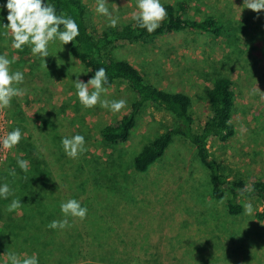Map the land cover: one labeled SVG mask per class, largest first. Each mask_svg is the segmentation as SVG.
<instances>
[{"label":"rangeland","instance_id":"obj_1","mask_svg":"<svg viewBox=\"0 0 264 264\" xmlns=\"http://www.w3.org/2000/svg\"><path fill=\"white\" fill-rule=\"evenodd\" d=\"M83 1L90 24L109 25V18L96 12L98 0ZM182 1L188 18L213 15L233 31L223 37L175 33L113 51V55L129 61L157 87L186 92L197 121H203L207 112L206 81L216 75L229 77L235 93L231 123L236 134L226 143L209 140V153L229 179L249 181L263 176L264 11L245 8L244 0H160L161 4ZM105 2L118 22L132 19V13L139 11L137 0ZM6 3L0 0V55L16 57L12 71L22 66L28 74L16 85L24 95L13 97L11 106L2 109L6 135L19 128L22 139L14 147L17 152L10 149L0 163V186L8 184L11 190L7 199L0 197V264H9V253L21 259L33 255L29 244L26 248L16 244L47 239L48 222L65 219L60 205L69 199L86 207L87 216L83 220L69 216L70 226L56 229L59 243L51 264H264V213L263 218L256 215L262 212L263 201L243 196L242 204L251 203L252 213L244 214L243 207L240 215L228 217L223 200L212 198L207 172L194 149L179 138L146 172H133V155L173 123L171 115L147 106L126 143L104 145L100 129L128 109L132 98L128 86L118 82L102 93L101 99L127 102L118 113L99 104L83 107L73 81L77 74L85 83L91 78L69 56L68 44L50 42L47 68L44 58L29 53L27 45L22 51L13 49L10 34L5 35ZM46 83L41 90L39 85ZM40 91L41 97L33 95ZM77 134L84 136L86 150L72 159L61 141ZM18 159L27 160L29 167L34 162L38 170L23 171ZM36 176L38 184L27 186L46 191L45 200L26 201L15 190ZM13 200H20L21 207L8 212Z\"/></svg>","mask_w":264,"mask_h":264},{"label":"trees","instance_id":"obj_2","mask_svg":"<svg viewBox=\"0 0 264 264\" xmlns=\"http://www.w3.org/2000/svg\"><path fill=\"white\" fill-rule=\"evenodd\" d=\"M44 2L54 5L57 15L66 14L78 24L79 35L73 42L68 43L67 52L72 59L81 64L88 76L92 78L95 71L103 67L106 69L108 77V82L104 85L106 89L118 82L126 84L129 88L132 98L126 112L100 129V139L104 145L112 147L126 143L137 126L139 114L147 106H152L171 115L173 123L143 144L133 155L131 160L133 172H146L163 156L173 139L179 138L194 149L200 164L207 172L210 194L213 199L223 200L224 211L228 217L238 216L243 212L241 202L243 196L257 197L264 203V175L249 181L242 177L229 179L225 169L209 153V140L215 139L220 143H226L236 134L231 123L235 108V93L233 81L229 77L216 75L206 81L203 99L207 104V112L203 121H197L193 116L192 99L186 92L179 91L180 89L169 92L157 87L129 61L113 55V51L144 44L155 38L175 33L200 32L214 37L229 36L231 33L228 31L233 30L228 29L220 18L209 15L200 20L190 19L186 15V3L183 1L166 2L162 4L167 11L166 19L154 32L148 33L145 28H140L133 18L126 22H118L115 28L109 25L96 28L87 19V5L83 0H44ZM3 31L5 32V29ZM61 31H63V26H61ZM8 38L12 40L11 35ZM27 47L30 53L31 48L28 45ZM19 71L24 76L28 74L24 72L22 66L19 67ZM47 84L49 83L40 84L41 90H44ZM33 95L42 96L41 91ZM18 147L15 146V148ZM15 148L13 149L17 152ZM32 163L28 172L32 169L38 170L36 164ZM32 179L31 182L26 179L25 183L20 184L21 188H16V194H22L26 201L29 199L33 202L44 201L46 191H43L42 188H35V185H33L34 188L27 186L28 184L32 186V183L37 181V176ZM38 182L39 180L37 184ZM47 183L45 180V187ZM43 208L45 211L48 210L45 205ZM263 213L264 205L262 212L256 215L263 218ZM52 214L53 211L49 216ZM45 231L49 232V237H45L47 239L41 238L37 241L36 238L16 244L23 245L25 248L29 244V251L35 250L38 264H51L54 248L56 249L55 245L59 243L55 237L56 229L47 228ZM62 264L67 263L62 262Z\"/></svg>","mask_w":264,"mask_h":264},{"label":"clouds","instance_id":"obj_3","mask_svg":"<svg viewBox=\"0 0 264 264\" xmlns=\"http://www.w3.org/2000/svg\"><path fill=\"white\" fill-rule=\"evenodd\" d=\"M244 6L254 12L264 11V0H244ZM5 7L8 11L6 17L8 23L4 25L8 31L5 35H11L12 48L22 51L23 46H30L34 56L39 55L44 58L43 66L45 68H47L45 58L50 55L48 51L50 42L58 40L64 46L73 42L79 35V26L76 21L66 14L57 15L55 6L45 3L44 0H7ZM136 7L139 11L138 13L133 12L132 18L137 21L140 28H145L148 33L159 28L160 23L167 17V11L160 0H137ZM96 12L109 18L110 27L115 28L117 26L119 18L112 17L105 0H98ZM61 26H63V31H61ZM15 62L16 57L9 59L7 55H0V109L10 107L13 97L24 95V91L16 87V85L23 83L24 74L19 70L12 71L11 69V65ZM73 82L76 95L85 108H92L99 104L102 108L118 113L126 107L127 102L123 99L112 101L101 99L102 93L107 91L104 85L108 82L107 72L103 67L97 69L87 83L79 79V74ZM90 88L92 89L91 92ZM21 139L22 133L19 128H16L0 140V144L4 149L10 150L18 145ZM61 144L65 154L72 159L77 158L86 150L85 138L79 134L71 138L64 137ZM17 164L23 171H28L29 162L27 160L18 159ZM10 175H15L14 169L10 170ZM10 194L11 190L8 184L0 186V197L7 199ZM20 207V200H13L6 210L12 212ZM243 207L244 214L250 215L252 213L251 203H246ZM60 209L65 219L52 221L48 225L49 228L62 230L69 227L67 217L71 216L83 220L88 211L76 199L62 202ZM7 256L9 264H38V257L35 253L24 259L15 253H9Z\"/></svg>","mask_w":264,"mask_h":264},{"label":"built area","instance_id":"obj_4","mask_svg":"<svg viewBox=\"0 0 264 264\" xmlns=\"http://www.w3.org/2000/svg\"><path fill=\"white\" fill-rule=\"evenodd\" d=\"M6 117H5V112L0 109V140L6 137ZM9 153V149H4L2 147V144H0V163H2L6 158Z\"/></svg>","mask_w":264,"mask_h":264}]
</instances>
